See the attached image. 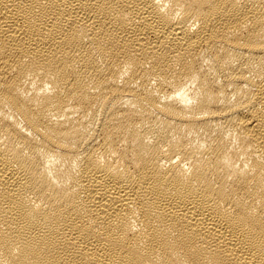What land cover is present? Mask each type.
<instances>
[{
	"label": "bare ground",
	"instance_id": "bare-ground-1",
	"mask_svg": "<svg viewBox=\"0 0 264 264\" xmlns=\"http://www.w3.org/2000/svg\"><path fill=\"white\" fill-rule=\"evenodd\" d=\"M0 264H264V0H0Z\"/></svg>",
	"mask_w": 264,
	"mask_h": 264
}]
</instances>
